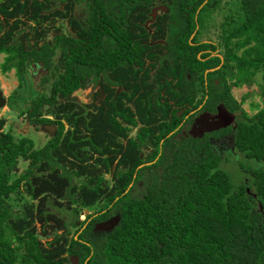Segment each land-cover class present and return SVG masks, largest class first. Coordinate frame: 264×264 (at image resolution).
<instances>
[{
    "label": "trees",
    "instance_id": "1",
    "mask_svg": "<svg viewBox=\"0 0 264 264\" xmlns=\"http://www.w3.org/2000/svg\"><path fill=\"white\" fill-rule=\"evenodd\" d=\"M79 1L63 11L56 0H0L2 70L22 82L31 61L60 68L50 95L28 109L56 126L41 146L15 140L0 117V264H70L73 254L77 264H264V0H85L78 16ZM156 3L167 11L145 25ZM57 17L73 31L54 26ZM94 80L90 100L71 96ZM254 81L262 104L249 114L232 87ZM219 106L233 122L189 132ZM225 133L239 178L210 139ZM20 157L28 164L12 177ZM21 186L31 200L16 211L9 197ZM97 201L78 220V208ZM66 207L71 221L54 210ZM37 228L54 234L42 240Z\"/></svg>",
    "mask_w": 264,
    "mask_h": 264
},
{
    "label": "rangeland",
    "instance_id": "2",
    "mask_svg": "<svg viewBox=\"0 0 264 264\" xmlns=\"http://www.w3.org/2000/svg\"><path fill=\"white\" fill-rule=\"evenodd\" d=\"M164 5V4H163ZM54 6H57L59 8L62 7V1L56 0V4ZM53 7L50 8V10ZM164 10L158 9L157 14L162 12ZM149 23V22H148ZM146 23V24H148ZM48 24L47 22L44 23V25ZM54 26H57L61 32H71L72 26L70 24V21L67 18L63 17H57L54 22ZM53 30L48 32L47 39H50L53 35ZM215 53V52H214ZM5 52H0V87L3 90V93L8 97L12 94L14 100L11 102L10 105H8V98L7 103L0 107V117L4 118V124L2 127L3 131L9 130L11 134L13 135L15 140H19L22 137H30L34 142V147L41 146L55 131L56 126L54 124H48L46 122L44 123H36L32 121L28 116V109L30 108L31 101L35 99L37 96H39L41 93L45 94L46 96L50 95L51 91L50 88L52 86V82L54 78L57 77L58 72L60 71V68L53 67L52 69H48L42 65L40 61H31L30 65L26 67V69L21 74V79L18 77L15 68H10L9 70H2V63L4 61ZM60 62V49H56L55 54L52 58V64H59ZM36 63L35 69L31 68L32 64ZM43 74H47L49 78L46 80V82L41 83V77ZM41 84H43L41 86ZM96 81H91L88 87L85 88H79L71 93V96L75 98L76 100L80 102H86L90 100L91 93L93 89L96 88ZM259 87L258 84L254 81L250 84H241L239 86H233L232 87V93L234 97H236L238 100L242 97V95H245V98L242 102V106L245 108V110L252 114L254 113L259 106H261V95L258 92ZM9 97V98H10ZM47 104L43 105L41 110V115L45 113V108ZM220 113L219 115H221ZM47 116H51L48 114ZM209 116L206 113L202 112L200 115H198L194 121L192 122L190 130L193 131V129L199 125L203 124L206 120H210ZM209 118V119H208ZM214 120L221 121L224 120L225 116L222 115V117H213ZM218 118V119H217ZM229 118V117H228ZM233 122L232 119L224 120V122ZM226 123V124H227ZM137 132V126L133 125L129 130L128 133L131 136H135ZM225 143L219 142V149H223L226 146H230V140H225ZM228 149V147H226ZM151 147L144 149V152L150 151ZM221 153H224V151H220ZM28 159L19 158L17 166L11 171V176L15 177L20 172H22L25 167L28 164ZM221 165L226 167L235 178H239V173L236 170L237 165L235 162V159L232 157V155L229 157V159L222 158ZM31 200L28 194L24 192V186H21L19 191L14 192L10 195L9 201L12 205V208L16 211L22 210V204L25 201ZM100 206V202H95L92 205L89 206H83L78 208V220H83L85 218L86 214L94 212L97 210ZM56 213H58L60 216L68 219V221L73 220L75 218V212H73L72 208H59L54 209ZM77 223L70 222L69 223V235L74 234L77 236L79 227V221ZM38 224V223H37ZM40 229L37 228L36 233L42 240H47L52 237L54 233H51L48 236L41 235ZM78 230V231H77ZM108 230V227L100 222L96 223L92 228V235L91 237L99 239L100 234ZM39 231V232H38ZM61 230H57V232H60ZM68 262L70 264H77L76 260L72 258V255L68 257Z\"/></svg>",
    "mask_w": 264,
    "mask_h": 264
},
{
    "label": "water",
    "instance_id": "3",
    "mask_svg": "<svg viewBox=\"0 0 264 264\" xmlns=\"http://www.w3.org/2000/svg\"><path fill=\"white\" fill-rule=\"evenodd\" d=\"M158 9H162L164 11H167V6L161 4V5H156V6L152 7L151 8V11L149 13L150 14V18H148L145 21V23H148V22L152 21L156 17ZM35 67H36V63H33L32 64V68L35 69ZM210 69H213V68H210ZM6 103H7V96L3 93V90L0 87V107L4 106ZM220 113H222V114L219 115ZM222 115L225 116L224 120H227L229 118L232 119V115L229 114L222 106H219L218 107V113L213 114V115L206 116V117H209L210 120H206L203 124L197 125L193 129V131L192 130H189V132H191L194 136H201L203 134V132L205 131V129H212V128L213 129H218L221 126H224L227 123V121L224 122V120L221 121V119L214 120V121L211 120V119H215L213 117H220L221 118ZM118 218H119L118 215L115 214V215L107 218L104 221H100V224L104 223L108 227V229H109V228H111L115 224V222L118 220ZM72 258L74 260H76V263H77V261H78L77 260V255L73 254L72 255Z\"/></svg>",
    "mask_w": 264,
    "mask_h": 264
},
{
    "label": "flooded vegetation",
    "instance_id": "4",
    "mask_svg": "<svg viewBox=\"0 0 264 264\" xmlns=\"http://www.w3.org/2000/svg\"><path fill=\"white\" fill-rule=\"evenodd\" d=\"M60 1H62V9H63V11L64 10H66L65 9V5H66V2L68 1V0H60ZM161 4H163V3H156L154 6H156V5H161ZM165 5V4H164ZM153 6V7H154ZM86 11V5H85V0H82V1H79V2H76L75 3V5H74V12H75V14H77L78 16H79V14H84V12ZM157 16V15H156ZM65 18V17H64ZM150 18V17H149ZM148 19V18H147ZM146 19V20H147ZM154 19H156V17L154 18ZM153 19V20H154ZM152 20V21H153ZM152 21H150V22H152ZM149 22V23H150ZM144 24L145 25H148V24H146L145 22H144ZM152 27H149V31L151 32L152 31ZM73 30H71V32H72ZM68 33V32H67ZM212 54H214V52H212ZM32 68V67H31ZM216 113H218V111L216 112ZM215 113V114H216ZM187 114L184 116V118H183V122H186L187 121ZM228 123H231V121L230 122H228ZM190 128H191V125H190ZM190 128H189V130H190ZM220 128V127H219ZM218 128V129H219ZM206 130H208V129H205V131ZM204 131V132H205ZM172 132V131H171ZM170 132V133H171ZM183 132H187V130H183ZM204 132H203V134H204ZM202 134V135H203ZM211 139V142H212V144H213V146H214V148L216 149V150H218V151H224V153H226V152H229L230 153V155H229V157L233 154V144H232V137H231V134H229V133H225V134H223L222 136H220V137H218V138H214V137H211L210 138ZM225 140H230V144H228V145H230V146H226V147H228V149L226 148V147H224L223 149H219L220 147H219V144H221V143H219V142H222V143H225L226 141ZM226 159H229L228 157L226 158Z\"/></svg>",
    "mask_w": 264,
    "mask_h": 264
}]
</instances>
